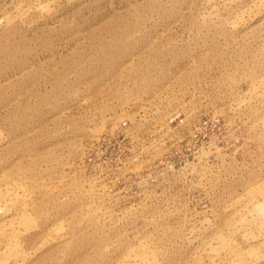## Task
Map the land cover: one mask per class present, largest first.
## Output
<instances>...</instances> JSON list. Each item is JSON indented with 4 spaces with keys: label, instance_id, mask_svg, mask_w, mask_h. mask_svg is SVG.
<instances>
[{
    "label": "rangeland",
    "instance_id": "374dc122",
    "mask_svg": "<svg viewBox=\"0 0 264 264\" xmlns=\"http://www.w3.org/2000/svg\"><path fill=\"white\" fill-rule=\"evenodd\" d=\"M0 264H264V0H0Z\"/></svg>",
    "mask_w": 264,
    "mask_h": 264
}]
</instances>
